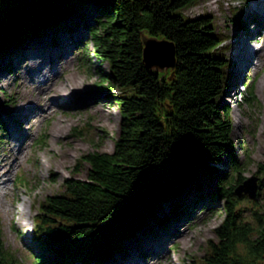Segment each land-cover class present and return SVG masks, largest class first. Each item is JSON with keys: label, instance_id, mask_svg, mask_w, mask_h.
Returning <instances> with one entry per match:
<instances>
[{"label": "trees", "instance_id": "16d2710c", "mask_svg": "<svg viewBox=\"0 0 264 264\" xmlns=\"http://www.w3.org/2000/svg\"><path fill=\"white\" fill-rule=\"evenodd\" d=\"M197 1L0 0L5 25L0 29L1 58L11 47L71 21L76 12L84 17V9L93 10L92 23L79 20L93 46L92 57L85 55L82 63L98 73L107 89L123 90L113 95L121 113L113 151L81 156L79 163L88 164L86 178H66L63 191L47 195L34 216V241L60 258L48 260L43 252H33L34 264L105 262L124 250L123 242L151 218L169 221L157 217V207L176 200L200 171L218 179L215 192L201 198H222L227 213L201 262L192 264H259L264 258V225H251L237 212L234 190L246 178L234 155L230 106L220 103L227 63L218 51L223 38L209 13L190 18L183 12ZM144 36L174 43L173 69L145 66ZM103 63L107 73L99 67ZM252 95L250 88L245 99L252 102ZM225 156L231 172L218 173ZM259 172L264 173V162ZM179 208L176 201L170 216L176 217ZM1 227L0 264H18Z\"/></svg>", "mask_w": 264, "mask_h": 264}, {"label": "rangeland", "instance_id": "374dc122", "mask_svg": "<svg viewBox=\"0 0 264 264\" xmlns=\"http://www.w3.org/2000/svg\"><path fill=\"white\" fill-rule=\"evenodd\" d=\"M251 1L199 0L183 12L190 18L209 13L214 29L223 38L218 51L224 54L228 64L224 67L225 88L220 103L230 106L234 155L242 163V176L259 178L257 197L254 200L245 194L237 197V212L248 223L257 226L259 221L264 225V173L259 172V164L264 162V90L259 87V80L264 76V52L260 53L262 63L259 62L252 70L246 69L243 74L235 70V58L232 57L243 43L241 36L247 44L257 45L255 39L248 38L255 27L254 18L250 19L249 13L246 14ZM92 11L84 9V17L76 12L71 21L59 23L55 29H47L44 35H34L25 43L26 49L18 48L17 52L0 57V161L4 158L6 165L12 164L10 170L0 166V171L7 170L10 175L6 185L0 186V224L5 246L18 264H34L33 252H43L48 260L59 258L55 251L42 250L34 241V216L47 195L63 191L66 178H86L88 164L79 163L81 156L93 151H113L119 136L121 113L113 95L123 90L118 86L107 89L98 73L88 71L82 63L85 55L92 57L93 46L88 39V31L81 24L93 22ZM34 42L38 45L32 47L30 43ZM43 56L54 57L52 64L60 68L54 82L59 83L68 76L77 87L72 95L60 100L61 105L46 114L40 115L39 108L35 110L44 103L36 101L29 104L33 109L31 119L27 118L28 115L21 117L17 109L24 98L17 91L15 67L19 61L39 60ZM6 61H10L7 67ZM99 67L106 73L109 71L106 63ZM250 88H253L252 102L245 99ZM26 124L29 134L23 140L22 153L17 161L11 162L8 156L13 151L6 145L5 136L13 128L14 136L18 137ZM56 124V133H53ZM229 164L230 160L225 156L217 165L218 173L231 172ZM18 177L23 182L17 181ZM217 180L216 176L200 171L196 180L183 188L178 196L181 201L170 199L157 207V217L170 218L165 224L156 223L151 218L136 236L123 242L124 250L105 262L74 261L73 264H131L132 261H136L134 264L200 263L208 251L209 240L217 238L215 229L227 213L222 198H201L203 194L215 192ZM176 201L180 203V212L171 217ZM156 246L163 248V255L161 252L154 254ZM258 263L264 264V258Z\"/></svg>", "mask_w": 264, "mask_h": 264}, {"label": "bare ground", "instance_id": "6f19581e", "mask_svg": "<svg viewBox=\"0 0 264 264\" xmlns=\"http://www.w3.org/2000/svg\"><path fill=\"white\" fill-rule=\"evenodd\" d=\"M246 10V14L249 13L248 15L251 16L250 19L254 18L253 22L255 25L254 29L249 32L248 38L255 39L257 41V45L251 46L247 44L246 40H244V38H242L241 36L240 39L241 41L243 40V43L240 45L239 48H236L237 50L234 51V54L232 56L233 58H235V70H237L240 74L246 72V69L252 70L256 68L259 62L262 63V60L264 61V59L261 60L260 58V53L264 52V0H252ZM18 45L19 44L11 47L7 52H17ZM30 45L34 47L38 44L34 42L30 43ZM20 48L24 50L27 48V46L23 44L21 47H19V49ZM5 53L6 51L2 52V55ZM53 61L54 57L45 58L43 56L39 58V60L33 58L30 59L29 62L19 61L17 63L15 67V76L18 79L17 91L21 93V97L24 98V100L18 103L19 108L17 109L18 114L21 115V117L28 115L27 118L31 119L30 115L32 116L31 113L33 111V109H30L31 106L29 105L31 102H44L41 107L39 106L37 107V109H35L38 110L39 108L40 115H42L44 113L46 114L52 108H56L61 105L62 102L60 100H65L75 91L77 87L75 85V81L73 79L71 80L70 77L68 78V76L63 77V80H61L59 83L54 82L55 77L60 73V68L59 66H56L55 63L52 64ZM24 63H27L28 65L25 66ZM259 87L261 90H264V76L259 80ZM32 99H35V101H31ZM29 119L27 123L29 122ZM27 126L28 124L24 126L25 129L21 130V133H19L18 137L14 136L15 130L13 128H11L10 131L7 133V137L5 136V138H7L6 145L8 144V146L11 148V151H13L12 155L8 156L11 162L17 161L18 155L22 153L21 147L24 144L25 138H27L29 134V132L27 131V129L29 128ZM57 126V124L54 125L53 133H56ZM11 165H9V163L6 165L4 158H2L0 161V166H5L9 170L11 169ZM9 176L10 175L7 170L0 171V186L6 185L8 180L7 178ZM178 199H180V197H177L176 200ZM179 201H181V199ZM179 201H177L178 204ZM179 235H181V233H179ZM153 250L155 254L161 252V254L163 255V253L165 252L162 247L159 248L158 246H156ZM134 263H136V261L131 262V264Z\"/></svg>", "mask_w": 264, "mask_h": 264}, {"label": "water", "instance_id": "95a60500", "mask_svg": "<svg viewBox=\"0 0 264 264\" xmlns=\"http://www.w3.org/2000/svg\"><path fill=\"white\" fill-rule=\"evenodd\" d=\"M3 16L0 13V29L4 28ZM143 62L148 69L168 70L176 65V48L172 41L165 38L143 37ZM258 177L251 176L235 187L238 197L247 195L255 199L258 195Z\"/></svg>", "mask_w": 264, "mask_h": 264}]
</instances>
